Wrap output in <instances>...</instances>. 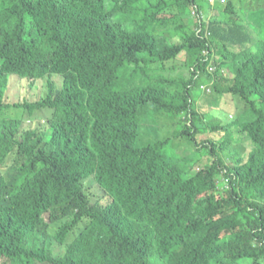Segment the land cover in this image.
Instances as JSON below:
<instances>
[{
    "label": "trees",
    "instance_id": "1",
    "mask_svg": "<svg viewBox=\"0 0 264 264\" xmlns=\"http://www.w3.org/2000/svg\"><path fill=\"white\" fill-rule=\"evenodd\" d=\"M236 2L0 0V88L9 76L63 78L51 128L20 142L0 104V167L12 160L0 177V261L264 263V8L242 1L240 24ZM204 5L229 18L204 22ZM183 52L187 81L166 74ZM202 77L214 80L208 106L218 96L245 106L211 129L252 143L234 167L222 147L196 141L206 129L193 105ZM162 114L176 121L173 135L148 142L144 130L158 132ZM183 138L214 159L191 178L174 147ZM91 179L107 202L88 194Z\"/></svg>",
    "mask_w": 264,
    "mask_h": 264
},
{
    "label": "rangeland",
    "instance_id": "2",
    "mask_svg": "<svg viewBox=\"0 0 264 264\" xmlns=\"http://www.w3.org/2000/svg\"><path fill=\"white\" fill-rule=\"evenodd\" d=\"M245 0H237L235 3V8L237 13L231 15L233 19H238V23H246V18H244L240 8L246 6L243 4ZM253 0H250L252 2ZM264 8V0H259ZM213 3V1H212ZM247 3V2H246ZM203 11L200 12V19L204 22L209 23L216 18H229L226 14L223 15L218 13L215 9L208 10L207 6H203ZM253 9H256L253 7ZM189 13V12H188ZM188 13L181 11L183 19V25L186 26ZM223 15V16H222ZM192 16H197V13L192 12ZM226 24V23H224ZM170 35V34H169ZM165 43L161 42L160 46L163 49ZM214 61L217 60V55L214 52ZM212 58V60H213ZM213 64V63H212ZM211 63L207 66V69L210 73H215L217 71V66ZM170 70L166 72L167 75L171 74L174 78L182 77L186 81L190 79V68L186 63V54H181L176 60L170 62L167 66ZM228 70H222V73L228 74L229 76H234L232 71L227 72ZM63 78L59 76H47L39 80L23 79L18 76H9L7 80L4 81V87L0 88V104L7 105L8 109L5 111L6 116L10 120L17 121L16 126L11 130V137L15 142H20L23 140L25 133L31 130L45 131L51 128V119L53 110L56 108L55 100L60 92V87L62 84ZM200 86H203V92L200 90ZM198 89L194 91L197 98L195 99L193 105L195 106V111L199 116L198 123H202L206 129L203 131H198L196 134L197 143H202L205 145L206 142L212 141L217 147H222L220 154L224 160V163L227 166L234 167L236 165L237 159L243 157L247 159V154L250 150L253 149L252 143H243L238 138L228 136L224 131H215L212 132V127H218L220 125H226L230 120H233L236 113L245 108L244 104H240V101L237 97L231 98L230 96L216 97L218 100V108L208 106L207 98L208 94H213L214 81H210L205 77L200 78L198 82ZM210 87L212 92L209 93ZM200 92V94H198ZM204 93V95H203ZM224 111L229 112L228 119L224 117ZM222 114V115H221ZM220 115V116H219ZM205 123H203V122ZM159 129L158 132H155L154 127H150L148 130H144V136H146L148 142H154L159 139L164 140L167 137H171L172 132L176 126V121H172L167 114H162L158 117ZM264 127V124L262 125ZM186 138L175 141V150L177 154L182 159H187L192 163V169L189 173V177H194L197 172L204 170L208 165H211L214 162V159L211 158L205 152H197L195 146H191L187 142ZM204 149V148H203ZM239 151V155L237 152ZM197 152V154H196ZM197 155L196 161H193ZM12 163L11 159H8L6 164L0 167V177L5 173L8 166ZM228 179H224L218 185H227ZM89 186V195L93 200L100 199L103 203L107 202V196L105 191L94 181V179L87 180L85 182V187ZM219 189H224L219 187ZM203 197V196H202ZM200 197V198H202ZM47 222L46 218L41 222L45 224ZM149 246L152 247V242L149 243ZM58 252H62L60 247L56 246ZM65 252V251H64ZM57 255H59L57 253ZM188 257L181 258L179 261L183 260L184 262ZM0 264H6L3 260L0 261ZM264 264V263H260Z\"/></svg>",
    "mask_w": 264,
    "mask_h": 264
},
{
    "label": "clouds",
    "instance_id": "3",
    "mask_svg": "<svg viewBox=\"0 0 264 264\" xmlns=\"http://www.w3.org/2000/svg\"><path fill=\"white\" fill-rule=\"evenodd\" d=\"M212 1H213V3H212ZM227 0H225V1H222V0H220V2L221 3H225ZM209 2H210V4H212V5H214L215 4V2H216V0H209ZM198 80L200 81V78H198ZM198 81V82H199ZM210 81H214V80H210ZM173 82H175V81H173ZM199 87H195L194 89L196 90V89H198ZM203 89V86H200V90H202ZM194 90V91H195ZM202 92H203V90H202ZM212 92V88L210 87V89H209V93H211ZM203 95H204V93H203ZM208 95H211V94H208Z\"/></svg>",
    "mask_w": 264,
    "mask_h": 264
},
{
    "label": "built area",
    "instance_id": "4",
    "mask_svg": "<svg viewBox=\"0 0 264 264\" xmlns=\"http://www.w3.org/2000/svg\"><path fill=\"white\" fill-rule=\"evenodd\" d=\"M222 1H225V0H222Z\"/></svg>",
    "mask_w": 264,
    "mask_h": 264
}]
</instances>
